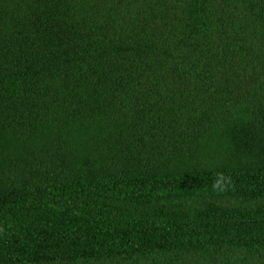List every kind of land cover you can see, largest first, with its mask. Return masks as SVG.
I'll return each instance as SVG.
<instances>
[{"label":"trees","instance_id":"1","mask_svg":"<svg viewBox=\"0 0 264 264\" xmlns=\"http://www.w3.org/2000/svg\"><path fill=\"white\" fill-rule=\"evenodd\" d=\"M0 264H264V0H0Z\"/></svg>","mask_w":264,"mask_h":264}]
</instances>
